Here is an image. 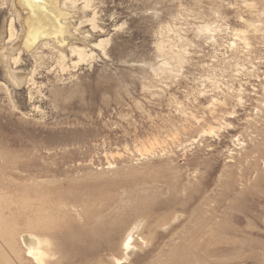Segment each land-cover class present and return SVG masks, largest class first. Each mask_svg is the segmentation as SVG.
Segmentation results:
<instances>
[{"label":"rangeland","instance_id":"374dc122","mask_svg":"<svg viewBox=\"0 0 264 264\" xmlns=\"http://www.w3.org/2000/svg\"><path fill=\"white\" fill-rule=\"evenodd\" d=\"M9 1L0 264H38L27 233L45 264H264V0H93L106 55L64 71L46 48L9 64Z\"/></svg>","mask_w":264,"mask_h":264},{"label":"bare ground","instance_id":"6f19581e","mask_svg":"<svg viewBox=\"0 0 264 264\" xmlns=\"http://www.w3.org/2000/svg\"><path fill=\"white\" fill-rule=\"evenodd\" d=\"M11 1L19 11H22L21 15L24 19L22 17L23 21H21L13 17L8 23V42L14 44L20 40L19 46L21 47L16 55H11L9 64L17 66L21 61V54L23 52L33 51V55H37V50L42 48L48 49L51 55H54L56 65L61 71L68 69L70 66L75 67L79 63L89 59H94L95 53L92 49H99L103 55H106V46L109 42V38H101L97 40L98 42L88 45V43H86L88 34H85L80 27L83 23H89L91 29L95 30L98 28L96 24L97 12L96 7L93 6V0H10L8 4ZM55 5H57V8L60 7L59 9L63 11H57V14L55 11L53 12L51 7H55ZM86 9H92V15L90 17H84V19L81 20V12ZM43 11H46L47 15H49L48 18L54 21L53 26L50 25V21H45L41 16L44 15ZM54 13L57 15L56 20L55 15H53ZM73 14L76 15L72 16ZM70 17L79 20L77 25L73 24L74 32L70 31L68 28V23H72V21L69 20ZM15 22L18 23V28L14 25ZM68 34L71 35L72 38H67ZM65 51L69 52V57L66 55ZM38 56H40L38 58L42 57V55ZM66 57L70 65H67ZM72 58H75V60ZM36 68L37 66L29 70V73H31L30 76L34 73ZM10 70L16 82L20 85L23 84L25 76L20 72H16L14 69ZM132 236H128L124 243L127 248V250L125 249V256H127L128 251L134 248L131 243L129 244L130 240L133 238ZM135 236H138V234ZM21 238L27 253L37 261L38 264H45L44 259L47 254L42 248L44 240L32 233H27Z\"/></svg>","mask_w":264,"mask_h":264}]
</instances>
